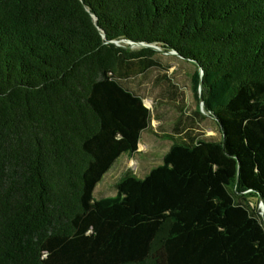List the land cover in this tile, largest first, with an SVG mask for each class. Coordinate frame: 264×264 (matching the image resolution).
<instances>
[{
    "label": "trees",
    "instance_id": "1",
    "mask_svg": "<svg viewBox=\"0 0 264 264\" xmlns=\"http://www.w3.org/2000/svg\"><path fill=\"white\" fill-rule=\"evenodd\" d=\"M129 42L192 62L219 138L174 101L152 127L126 81L158 51ZM143 132L166 150H138ZM136 154L159 159L94 194ZM259 198L264 0H0V264H264Z\"/></svg>",
    "mask_w": 264,
    "mask_h": 264
},
{
    "label": "rangeland",
    "instance_id": "2",
    "mask_svg": "<svg viewBox=\"0 0 264 264\" xmlns=\"http://www.w3.org/2000/svg\"><path fill=\"white\" fill-rule=\"evenodd\" d=\"M155 60L157 65L144 74L136 75L126 81V84L140 94L143 97L144 104L152 110V127L157 131H168L171 128L179 115L176 106L172 103L174 101L185 105L181 116H193L191 121H185L186 125L190 124L195 131L203 136L214 139L219 138L220 134L215 119L204 109L202 102L194 98L190 88V77L194 69L193 64L174 53L163 51H158ZM170 85L176 86L177 91H179L177 97L181 98L180 100L170 96ZM195 110L201 113L200 117L194 114ZM138 145L142 151L161 155L166 150L168 141L143 132ZM155 159L159 158H146L142 154H136L131 158H120L115 167L108 170L103 175L102 180L96 184L94 194H113L115 191L114 179L119 176L120 169L130 166L135 171L141 172ZM254 201L255 199L251 198L249 203L253 204ZM257 206L260 209L259 202H257Z\"/></svg>",
    "mask_w": 264,
    "mask_h": 264
},
{
    "label": "water",
    "instance_id": "3",
    "mask_svg": "<svg viewBox=\"0 0 264 264\" xmlns=\"http://www.w3.org/2000/svg\"><path fill=\"white\" fill-rule=\"evenodd\" d=\"M94 20H95V17H94ZM129 45L132 46V45H144V46H150L152 47L153 49H155L156 51H163V52H166V53H174L175 55H178L177 52H175L174 50H162L159 46L155 45V44H146V43H134V42H129ZM190 63H192L191 61H189ZM200 71V70H199ZM201 72V71H200ZM199 72V73H200ZM201 74V73H200ZM200 84V82H199ZM198 90H199V87H198ZM198 98H199V101H201V98H200V95L198 94ZM202 102V101H201ZM214 119L215 117L212 116ZM259 211H260V214L262 215V217L264 218V203L263 201L261 200V198H259Z\"/></svg>",
    "mask_w": 264,
    "mask_h": 264
},
{
    "label": "crops",
    "instance_id": "4",
    "mask_svg": "<svg viewBox=\"0 0 264 264\" xmlns=\"http://www.w3.org/2000/svg\"><path fill=\"white\" fill-rule=\"evenodd\" d=\"M138 150H140V149H139V145H138ZM112 178H114V177H112ZM96 195H97V196H104L103 194H100V193H99V194L96 193Z\"/></svg>",
    "mask_w": 264,
    "mask_h": 264
}]
</instances>
